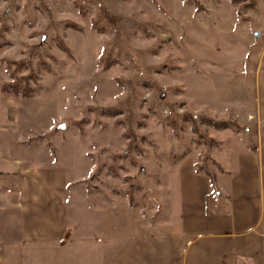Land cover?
I'll use <instances>...</instances> for the list:
<instances>
[{
  "label": "rangeland",
  "instance_id": "rangeland-1",
  "mask_svg": "<svg viewBox=\"0 0 264 264\" xmlns=\"http://www.w3.org/2000/svg\"><path fill=\"white\" fill-rule=\"evenodd\" d=\"M184 161L210 210L261 187L264 234V0H0V247L65 193L80 256L20 264H181Z\"/></svg>",
  "mask_w": 264,
  "mask_h": 264
},
{
  "label": "crops",
  "instance_id": "crops-1",
  "mask_svg": "<svg viewBox=\"0 0 264 264\" xmlns=\"http://www.w3.org/2000/svg\"><path fill=\"white\" fill-rule=\"evenodd\" d=\"M186 164L188 163L184 161L179 169L183 188L181 190L182 222L180 228L176 230L182 240L181 264H264V234L259 229L263 219L261 187L249 191L245 186L240 185L239 179V183L236 182L237 186L235 184L237 188L232 193H227L220 186L224 195L219 197L220 191L214 197V208L210 210L208 199L214 191L211 179L190 171ZM188 185L196 187L197 191L200 189L199 193L196 192L195 202L186 193ZM64 194L62 197L53 198L56 204L48 211L56 212L54 215H49L47 212L45 217H41V223L45 224L40 223L38 229L25 227L26 209L21 205L17 223L19 238H13L15 242L17 241V245L11 248H8V245L1 246L0 262L3 260V264L9 262L20 264L25 263L26 257L30 259L40 257L39 259L50 261L48 258H52L56 251L66 253L69 260L80 256V251H75L76 240L69 238L68 210L58 201L61 198L63 201L66 200ZM31 196L37 198L35 193ZM38 212L40 214L39 207L34 210V214ZM48 218H55V221H48ZM120 230V234L125 232L124 228ZM109 234V231L105 233L106 236ZM88 242L87 245H83L92 249L88 256L92 255L94 258L93 249L97 245L92 238ZM107 245H104L102 255L99 254L100 257H97L101 261L107 260V264H112V257L118 249H113L110 244ZM119 259L120 264H128V251L124 246L119 248Z\"/></svg>",
  "mask_w": 264,
  "mask_h": 264
},
{
  "label": "trees",
  "instance_id": "trees-1",
  "mask_svg": "<svg viewBox=\"0 0 264 264\" xmlns=\"http://www.w3.org/2000/svg\"><path fill=\"white\" fill-rule=\"evenodd\" d=\"M16 85H17V84H7V85H5L4 90H6V91H10V92L17 91ZM212 124H213L214 126H221V125H224V124H218V123H215V122H213ZM195 132H196V130H195ZM209 177H210V179H211V182L213 183V182L215 181V179H214L213 177H211L210 175H209Z\"/></svg>",
  "mask_w": 264,
  "mask_h": 264
}]
</instances>
